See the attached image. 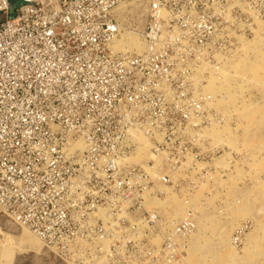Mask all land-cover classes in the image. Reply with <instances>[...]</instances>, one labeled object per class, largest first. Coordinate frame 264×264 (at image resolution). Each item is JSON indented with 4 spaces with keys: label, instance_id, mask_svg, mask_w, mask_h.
Segmentation results:
<instances>
[{
    "label": "built area",
    "instance_id": "built-area-1",
    "mask_svg": "<svg viewBox=\"0 0 264 264\" xmlns=\"http://www.w3.org/2000/svg\"><path fill=\"white\" fill-rule=\"evenodd\" d=\"M129 1L25 0L10 19L0 0V208L60 264H185L220 122L205 86L264 23V0H146L144 50L116 53ZM168 193L178 219L152 205Z\"/></svg>",
    "mask_w": 264,
    "mask_h": 264
},
{
    "label": "rangeland",
    "instance_id": "rangeland-1",
    "mask_svg": "<svg viewBox=\"0 0 264 264\" xmlns=\"http://www.w3.org/2000/svg\"><path fill=\"white\" fill-rule=\"evenodd\" d=\"M114 17L120 30L112 45L132 37L142 52L146 0H130L118 7ZM4 19L1 16L0 22ZM223 64L222 78L217 75L205 86L220 122L202 133L207 141L204 150H212L214 156L207 162L209 175L191 197L196 230L187 239L184 263L264 264V23L258 24L252 38L241 40ZM139 141L142 147L134 160L137 163L150 158L146 143ZM152 205L165 220L178 219L184 213L174 193H168L164 200H153ZM240 226H246L244 237L242 244L234 247L232 234ZM0 264L60 262L0 208Z\"/></svg>",
    "mask_w": 264,
    "mask_h": 264
},
{
    "label": "bare ground",
    "instance_id": "bare-ground-1",
    "mask_svg": "<svg viewBox=\"0 0 264 264\" xmlns=\"http://www.w3.org/2000/svg\"><path fill=\"white\" fill-rule=\"evenodd\" d=\"M128 36V35H127ZM122 39V38H121ZM241 41V40H240ZM113 44V43H112ZM239 46H240V42H239ZM238 46V47H239ZM237 47V48H238ZM112 49H113V51H122V52H126V51H134V52H136V53H141V50H142V47H141V45L138 43V41L136 40V39H134V38H132V37H126L125 38V40L124 41H122L121 40V42H120V44H114V45H112ZM233 55V54H232ZM231 55V56H232ZM230 56V57H231ZM228 63L230 62L229 60L227 61ZM225 70V65L224 64H222V68L220 69V71H224ZM222 73L220 72L219 74H218V78H222V75H221ZM216 77V76H215ZM214 76H211V77H209L208 78V80H207V82L209 83V81L210 80H212L213 78H215ZM141 138H139V140H140ZM142 140V139H141ZM139 151V150H138ZM137 151V152H138ZM146 151H147V147H146ZM136 155H137V153H136ZM136 155L133 157V159H131V161L132 162H134V163H137V162H135L134 160H135V158H136ZM147 155H148V152H147ZM149 156V155H148ZM25 230H27V229H25Z\"/></svg>",
    "mask_w": 264,
    "mask_h": 264
},
{
    "label": "water",
    "instance_id": "water-1",
    "mask_svg": "<svg viewBox=\"0 0 264 264\" xmlns=\"http://www.w3.org/2000/svg\"><path fill=\"white\" fill-rule=\"evenodd\" d=\"M8 3L10 5V10H9V18L13 19L15 15V11L22 6H25L27 2L25 0H8Z\"/></svg>",
    "mask_w": 264,
    "mask_h": 264
}]
</instances>
